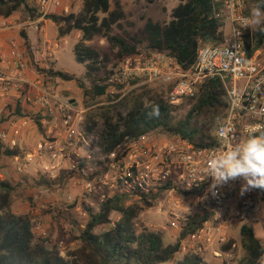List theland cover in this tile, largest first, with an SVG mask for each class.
I'll use <instances>...</instances> for the list:
<instances>
[{
    "label": "built area",
    "instance_id": "obj_1",
    "mask_svg": "<svg viewBox=\"0 0 264 264\" xmlns=\"http://www.w3.org/2000/svg\"><path fill=\"white\" fill-rule=\"evenodd\" d=\"M63 3V0H40L43 15L63 7ZM213 3L216 17L222 22V44L201 46L196 61L187 69L168 51H139L123 58L112 69L106 83L107 92H113L134 82L159 81L170 87L168 102L177 104L197 96L207 82L215 80L225 91L227 108L223 122L232 127L227 139L215 134L214 144L197 147L179 135L161 138L154 131L127 140L113 150L105 149L100 139L96 144L90 143V137L78 129L79 113L83 111L62 98L51 82L36 92L34 84L24 78L28 65L20 56L16 42H12L9 54L0 48V96L7 97L13 90L19 92L25 103L40 114L45 129L35 153H29L18 169L35 167L41 176L56 180L71 161L72 169L81 180L80 185L74 186H83V199L98 196L99 204L117 193L142 201L146 196L169 198L180 189L183 199L176 200L171 211L175 229H180L191 217L189 214L182 217L178 212L186 200L188 212L196 208L199 213L213 215L182 240L179 252L185 256L204 258L212 245L226 240L218 222L256 224L264 220V189H242L240 180L217 184L206 171L214 155L242 144L250 134L258 135L264 128V111H261L264 109V49L253 54L247 51L246 36L252 32L248 5L245 0H213ZM9 21L5 19L0 32L11 28ZM9 59L18 72L16 78L2 69ZM31 123L32 115L12 118L8 127L0 130V142L10 148L17 147ZM256 125L261 127L254 131ZM76 145L79 146L76 157L71 158L69 152ZM15 160L19 161L20 157ZM168 182L171 188L165 187ZM190 190L197 193H186ZM34 233L37 240H44L45 232L40 225L34 227ZM213 253L221 254L215 250Z\"/></svg>",
    "mask_w": 264,
    "mask_h": 264
},
{
    "label": "trees",
    "instance_id": "obj_2",
    "mask_svg": "<svg viewBox=\"0 0 264 264\" xmlns=\"http://www.w3.org/2000/svg\"><path fill=\"white\" fill-rule=\"evenodd\" d=\"M33 1L0 0V18L8 19L22 12L29 14L34 20L44 17L53 21L58 26L60 37L70 35L73 31L81 32L82 39L75 45L74 54L76 61L85 65L86 78L91 81L90 89L84 90L85 95H106L108 90L106 82L112 73V68L108 66L111 56L108 53L102 55L100 51L86 43L96 36L106 39L112 48L117 50L118 63L126 56L141 51L140 46L145 45L148 51L170 52L185 69L194 64L201 46L219 45L224 42L222 22L216 17L213 0H181L172 10L169 21L159 22L142 16V19L146 20L142 33L130 38L113 33L115 26L124 28L123 21L134 26L133 21L127 20L120 0L114 1V8L112 0H82L79 12L46 15L39 13V10L32 6ZM245 2L250 15L254 6H260L264 11V0ZM22 36L30 48L27 33L22 32ZM263 47L264 28L252 31L246 36L249 54ZM38 71L49 78L66 81L75 79L73 75L53 68H39ZM102 71L105 74L97 78ZM80 85L83 88V84ZM185 100L190 108L183 115H179L183 104H171L160 95L149 97L147 101L142 95L137 96L126 116L121 117L117 123L109 121L106 123L105 129L99 135L100 143L105 149L113 150L127 140H135L143 134L160 131L168 135H179L197 147L214 144L217 120L223 121L227 108L225 91L213 80L207 82L197 96ZM153 107H158V117L149 115ZM28 113L21 110L19 101L15 116L22 117ZM32 118L40 132L44 133L40 114L32 115ZM262 134L264 128L258 133ZM3 155L12 158L18 156L19 147L0 148V157ZM165 187L171 188V183L168 182ZM12 190L10 183L0 182V264H163L173 261L180 251L182 240L213 216L210 213H195L183 224L176 242L166 244L160 231L146 228L140 232L136 230L133 222L138 213L136 207L127 206L129 197L117 193L101 202L97 212L88 208L89 220L79 237L81 246L65 257L56 247L48 246L45 240L36 239L34 233L36 221L32 216L17 214L11 209ZM178 192L182 193L180 189ZM186 193L194 195L197 191L190 190ZM156 198L157 196H146L142 202L150 207ZM113 213L120 215V218L113 221ZM108 224L111 225L109 229L96 232L98 226ZM240 234L246 253L241 263L261 264L264 259L263 239L249 224L242 225ZM175 264L208 263L199 256L187 255Z\"/></svg>",
    "mask_w": 264,
    "mask_h": 264
},
{
    "label": "rangeland",
    "instance_id": "obj_3",
    "mask_svg": "<svg viewBox=\"0 0 264 264\" xmlns=\"http://www.w3.org/2000/svg\"><path fill=\"white\" fill-rule=\"evenodd\" d=\"M70 1L64 0V3L69 4ZM114 1L112 0V8H114ZM121 2L124 3L123 6L127 12V20L133 21L134 26H130L127 21H123L124 28L120 29L118 26H115L113 33L130 38L137 33H142V29L146 23V20H143L142 16L159 22L169 21L172 10L179 5L181 0H121ZM72 3L73 6L75 3L77 6L79 5L77 0H72ZM32 6H35L39 10L38 12L42 13L40 0H34ZM53 12L52 9L49 14ZM12 17H14V20L9 19L11 28L8 29L12 35L9 39L11 40L10 44L16 42L18 52L26 60L30 69L29 71L34 69L35 73L46 77V82L53 83L62 98L71 102L74 100L75 108L83 111V113H79L78 121H80L78 129L85 137H90V143H97L99 135L105 129L108 121L117 123L121 117L126 116L137 96L142 95L147 101L149 97L160 95L168 100L170 87L159 81L134 82L127 86L117 87L113 92H107L104 96L85 95L84 90L90 89L91 81L86 78L85 65L78 63L75 59L74 47L76 40L68 38L69 44L66 45L64 42H61V37L57 31L50 33V37L48 38L43 36L44 42L51 41L53 44H58L59 46L56 49L54 58L50 60H38L37 50L31 48V40L37 42L41 39L39 37V30L36 33L33 29L34 25L32 22L34 19L29 14L22 12ZM4 21L5 19L0 18V26H2ZM251 28L252 31L264 28V23L260 25L252 24ZM22 32L27 33L30 48L27 47ZM90 46L100 51L102 55L108 53L111 56V62L108 65L110 68L114 69L119 64L117 50H114L106 39L96 36L91 41ZM40 47L38 49H44L43 44ZM140 50L148 52L145 45H141ZM29 58L32 59V62H30ZM44 65H47L48 68ZM39 68H53L54 70L67 72L73 75L75 79L66 81L59 78H49L40 73L38 71ZM104 74L105 72L102 71L97 75V78L102 77ZM78 80L81 81L78 82ZM81 83L83 84V88L80 85ZM17 96L19 95L0 96V130L7 128L12 118L17 116L15 114L19 101H21V110H27L24 97ZM178 104H183V109L178 112L179 115H183L190 108L185 99L175 105ZM26 105L30 107L29 104ZM29 110V116L37 115L31 107ZM89 127L92 129L89 130ZM39 131L38 127H34L30 134H27L25 139L20 141V144L17 146L20 150L19 161H16L14 157L5 155L0 157V182H8L13 187L10 202L11 209L17 214L32 216L36 221L35 226L40 225L43 232H45L43 239L47 241V245L56 247L62 256L67 257L81 246L79 237L89 220L90 213L88 208L92 209L93 212H97L99 210L100 199L98 196L88 197V200L83 199V186H74L75 183L80 185L79 181L81 180L75 169H72L73 163L71 161L68 162V169L63 171L56 180L42 178L41 173L35 171V167H22L21 171L18 169L19 166L24 165L26 156L29 153H33L37 148L40 139ZM157 132L161 135V138L171 136L160 131ZM78 147L76 145L75 149L70 150L69 154L71 158L76 157V148ZM0 148L7 149L9 145L0 142ZM178 199H183L182 193L176 192L169 198L160 196L152 201V206L150 207L137 199H129L126 204L127 206H135L138 211L136 218L133 220L138 232L145 228L160 231L164 235L165 243L173 244L178 239L183 226L181 225L180 229H175L172 226L171 211L173 203ZM188 203L186 200L179 207L178 212L180 216L185 217L188 216L187 214L193 216L198 211L194 208L193 211L188 212ZM119 218L120 215L113 213V221ZM218 224L222 227L226 240L223 243L212 245V248L206 251L203 259L208 264H242L241 262L246 256L240 234L243 224L234 223L225 225L221 224V222H218ZM249 225L254 228L257 235L264 241V220ZM110 227V224L100 225L97 227L96 232L100 233ZM213 250L220 252V256L215 255ZM184 256V254L179 252L173 261L163 264H175Z\"/></svg>",
    "mask_w": 264,
    "mask_h": 264
},
{
    "label": "clouds",
    "instance_id": "obj_4",
    "mask_svg": "<svg viewBox=\"0 0 264 264\" xmlns=\"http://www.w3.org/2000/svg\"><path fill=\"white\" fill-rule=\"evenodd\" d=\"M251 22L253 25L264 23V11L260 6L251 9ZM152 107L151 105H145ZM261 111H264L262 109ZM150 116L158 117V107H153ZM218 127L214 133L227 139L232 131L230 124L217 120ZM254 131L261 126H253ZM207 174L212 176L215 183L228 182L229 180L242 181V189H264V134H250L242 143L222 151L210 159ZM264 264V260L261 261Z\"/></svg>",
    "mask_w": 264,
    "mask_h": 264
},
{
    "label": "crops",
    "instance_id": "obj_5",
    "mask_svg": "<svg viewBox=\"0 0 264 264\" xmlns=\"http://www.w3.org/2000/svg\"><path fill=\"white\" fill-rule=\"evenodd\" d=\"M63 2H64V0H63ZM77 2L79 4L78 6L76 5V3L73 6L72 0L69 2V4L63 3V7H58V8H54L53 9V11H54L53 14H63V13H65L64 9L68 10V12H70V11L71 12L72 11L73 12H79L81 10V8H82V4L83 3H82L81 0H77ZM121 3H122V5L124 4L123 2H121ZM123 8H124V6H123ZM124 10H125V8H124ZM125 12H126V10H125ZM126 14H127V12H126ZM8 19L14 20V17H10ZM32 24L34 25L33 29L36 31V33H37V30H39V37L41 38L37 42L31 40V48L37 50L36 51L37 54H38L37 59L38 60L39 59H43V60H48L49 59L50 60V59L54 58V56L56 55V49H57V47L59 45L58 44H53V42H51V41L44 42L42 37L43 36H45L46 38L50 37L49 34L52 33L53 31H57V33H58V26L53 21L48 20V19H44V17H41V18H38V19L34 20L32 22ZM11 36H12L11 32L8 31V30L0 32V48L6 54H9V51H10V41L11 40H9V39H10ZM68 38L76 40V44H77L82 39V33L79 32V31H73L70 35L61 37V42L62 43L64 42L66 45H68L69 44V39ZM91 41H86V43L88 45H90ZM39 44L40 45L43 44L44 45V49H41V50L38 49L40 47ZM29 60H30V62H32L31 58H29ZM44 66L46 68H48L47 65H44ZM2 69H3L4 72L12 75L14 78H16V76L18 75V72H17V70L15 69V67L13 65V60L12 59H9L8 64L4 65V67ZM29 70L30 69L28 68L23 73L24 78L26 80H28L29 82L34 84V90L36 92H40V90H42L44 85L47 83L46 82V77L35 73L34 69L32 71H29ZM10 95H19L17 97H22V95L19 92L15 91V90H13ZM25 106H26V109H27L26 111L30 112V110H29L30 107L27 106L26 103H25ZM31 109H32V107H31ZM34 127H37V125L35 123H31L30 127L23 132L21 140L25 139L27 134L29 135L31 130H33ZM43 134L44 133L40 132L39 141L41 140ZM35 151H36V149H35ZM35 151L33 153H35ZM33 153H30V154H33ZM18 156H15L14 159H16V157H18Z\"/></svg>",
    "mask_w": 264,
    "mask_h": 264
},
{
    "label": "water",
    "instance_id": "obj_6",
    "mask_svg": "<svg viewBox=\"0 0 264 264\" xmlns=\"http://www.w3.org/2000/svg\"><path fill=\"white\" fill-rule=\"evenodd\" d=\"M72 102H74V100H72Z\"/></svg>",
    "mask_w": 264,
    "mask_h": 264
}]
</instances>
